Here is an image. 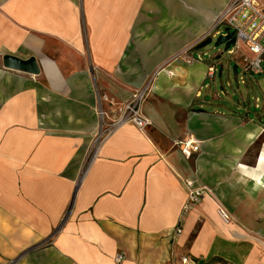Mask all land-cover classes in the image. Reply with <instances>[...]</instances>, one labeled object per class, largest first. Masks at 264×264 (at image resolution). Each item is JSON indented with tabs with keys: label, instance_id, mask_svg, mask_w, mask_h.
Returning a JSON list of instances; mask_svg holds the SVG:
<instances>
[{
	"label": "crops",
	"instance_id": "crops-1",
	"mask_svg": "<svg viewBox=\"0 0 264 264\" xmlns=\"http://www.w3.org/2000/svg\"><path fill=\"white\" fill-rule=\"evenodd\" d=\"M220 3L0 0V264H264V91L247 86L254 110L242 93L203 95L220 59L191 53ZM147 83L146 128L94 142L99 111L114 119ZM187 136L189 157L174 145ZM186 180L207 194L181 215Z\"/></svg>",
	"mask_w": 264,
	"mask_h": 264
},
{
	"label": "built area",
	"instance_id": "built-area-1",
	"mask_svg": "<svg viewBox=\"0 0 264 264\" xmlns=\"http://www.w3.org/2000/svg\"><path fill=\"white\" fill-rule=\"evenodd\" d=\"M219 17L208 29V34L214 33L215 28L219 24H225L229 31L232 32L234 43L231 45V54L240 51V45H244L252 54L250 58L244 57L246 63L245 70L251 74L257 75L262 73L264 68V4L259 5L257 0H228L223 10L218 15ZM216 32V31H215ZM217 33V32H216ZM226 34V33H224ZM186 62H190L189 58H185ZM214 74V67L209 66L207 76ZM149 91L148 83L144 87L135 90L130 95V99L126 101L119 110L118 116L114 119L104 122L102 119V111H99L101 116V124L99 133L95 137L94 142L99 141L110 135L116 127L132 123L138 130H143L150 123L147 116L142 114L141 105L146 99V94ZM174 145L180 149L182 154L189 157L192 153L198 151L199 141L192 136L181 138L174 142ZM187 197L182 206V213H187L190 208L197 204L200 199L207 194L203 187H195L191 180L185 181ZM223 220L227 218L223 211H219ZM181 228L178 226L175 233H180ZM124 255L118 252L114 259L115 263L123 260ZM181 264H193L191 259L186 255L181 258Z\"/></svg>",
	"mask_w": 264,
	"mask_h": 264
},
{
	"label": "rangeland",
	"instance_id": "rangeland-1",
	"mask_svg": "<svg viewBox=\"0 0 264 264\" xmlns=\"http://www.w3.org/2000/svg\"><path fill=\"white\" fill-rule=\"evenodd\" d=\"M259 5H262V2L264 4V0H257ZM219 17V16H218ZM226 25L225 24H219L215 30L214 33L208 34L207 37L210 38V42L201 47V48H193L191 53L192 56L195 59H201L203 61H213L216 62L220 59V63L217 64L216 71L214 75L207 76L204 80V83L202 85V91L203 95L211 97L212 93H216L217 96L221 100H226L229 96L233 95L236 100L239 99V93H242L244 95V103L248 107H250L252 110H254V103L255 98L259 97L262 99V93L258 89L251 90L250 93H247V86L253 85L255 82H260V86L264 91V73L257 74L256 76H249L248 74L244 73L242 71V68L236 67V63L232 59V55L230 53V49H233L232 46H230L228 50H224V45L220 46H214V43L218 39L220 35H224ZM217 33H216V32ZM241 49L239 51L243 52L244 55L248 58L251 57V54L248 50H246L243 45H240ZM212 56H219L217 59ZM212 59V60H211ZM262 66L264 68V61L262 62ZM236 67V71L234 68ZM257 86V85H256ZM262 101V100H261ZM198 264H228L222 260L219 259H212L207 262H203L199 260Z\"/></svg>",
	"mask_w": 264,
	"mask_h": 264
},
{
	"label": "water",
	"instance_id": "water-1",
	"mask_svg": "<svg viewBox=\"0 0 264 264\" xmlns=\"http://www.w3.org/2000/svg\"><path fill=\"white\" fill-rule=\"evenodd\" d=\"M225 32L226 34L220 35L218 37V39L214 43V46L224 45V50H228L230 49L229 47L234 43V38L232 32L229 31L228 27L225 28ZM209 42L210 38L197 45L196 48H201L207 45ZM2 66L4 68L14 70L16 72H23L29 75L38 74L40 72L38 62L34 56L23 59L11 54H4L2 56Z\"/></svg>",
	"mask_w": 264,
	"mask_h": 264
},
{
	"label": "bare ground",
	"instance_id": "bare-ground-1",
	"mask_svg": "<svg viewBox=\"0 0 264 264\" xmlns=\"http://www.w3.org/2000/svg\"><path fill=\"white\" fill-rule=\"evenodd\" d=\"M217 1H218V0H203L204 3H205V2H206V3H207V2H211V3H212V2H217ZM225 1H226V0H220V2H221L220 5H221L222 7H223V5L225 4ZM212 25H213V24H212ZM162 74H163V73H162Z\"/></svg>",
	"mask_w": 264,
	"mask_h": 264
}]
</instances>
